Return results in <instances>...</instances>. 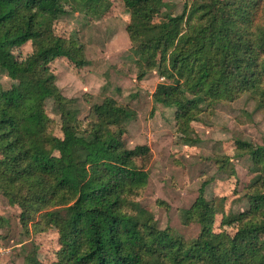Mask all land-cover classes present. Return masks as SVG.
Instances as JSON below:
<instances>
[{"label": "trees", "instance_id": "trees-1", "mask_svg": "<svg viewBox=\"0 0 264 264\" xmlns=\"http://www.w3.org/2000/svg\"><path fill=\"white\" fill-rule=\"evenodd\" d=\"M69 0H0V69L18 88L0 85V193L21 209L29 233L56 230L59 249L45 263L31 264H264V146L238 143L251 158L257 179L246 187L247 210L226 243L214 242L218 212L206 198L207 182L185 213L200 226L187 241L135 207L149 183L148 145L128 148L129 108L107 97L81 119L74 99L63 95L51 63L66 58L87 64L72 38L47 35L41 16L58 19ZM72 9L103 15L108 0H70ZM130 12L127 32L142 64L139 78L156 70L166 79L153 100L175 108L178 132L189 140L192 123L220 103L244 94L264 110V0H185L182 14L163 15L165 0H123ZM156 31V34L154 33ZM32 43L23 60L16 48ZM53 99L60 131L46 112ZM221 168L230 157L216 160ZM66 169L71 172L68 176Z\"/></svg>", "mask_w": 264, "mask_h": 264}, {"label": "rangeland", "instance_id": "rangeland-1", "mask_svg": "<svg viewBox=\"0 0 264 264\" xmlns=\"http://www.w3.org/2000/svg\"><path fill=\"white\" fill-rule=\"evenodd\" d=\"M108 2L110 8L100 16L86 14L81 7L72 9L70 0L66 15L58 19L41 16L47 35L76 40L87 60L78 67L66 58L55 59L50 65L57 85L64 96L75 100L72 107L79 110L81 119L107 97L129 108L126 145L130 149L148 145L152 152L149 183L135 206L143 221L153 219L160 229L170 227L187 241L197 238L199 224L187 222L184 216L207 182L206 198L215 201L218 210L214 242L223 245L237 230V216L249 207L246 187L258 177L251 158L238 155V143L264 146V110L257 109L249 94L217 104L213 112L202 115V121L192 123L189 140H184L176 125V109L153 100L157 86L166 79L156 70L139 78L142 64L127 32L129 9L123 0ZM165 5L163 15H180L185 0H165ZM32 49L29 42L14 53L23 60ZM0 85L6 90L18 88L1 69ZM46 112L55 135L62 136L60 113L51 98L46 101ZM220 157H230L224 168L216 162ZM66 173L72 177L67 169ZM20 212L0 193V264H31L30 257L37 251L41 261L51 262L59 249L57 231L35 234L31 227L28 233L20 223Z\"/></svg>", "mask_w": 264, "mask_h": 264}]
</instances>
